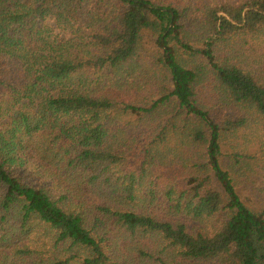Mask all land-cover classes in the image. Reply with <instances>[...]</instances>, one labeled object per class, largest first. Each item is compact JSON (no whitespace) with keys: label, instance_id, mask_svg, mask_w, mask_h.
I'll use <instances>...</instances> for the list:
<instances>
[{"label":"trees","instance_id":"obj_1","mask_svg":"<svg viewBox=\"0 0 264 264\" xmlns=\"http://www.w3.org/2000/svg\"><path fill=\"white\" fill-rule=\"evenodd\" d=\"M264 0H0V264H264Z\"/></svg>","mask_w":264,"mask_h":264},{"label":"rangeland","instance_id":"obj_2","mask_svg":"<svg viewBox=\"0 0 264 264\" xmlns=\"http://www.w3.org/2000/svg\"><path fill=\"white\" fill-rule=\"evenodd\" d=\"M264 181V179H258V181H257V183H255V184H257L258 186H259V188H257V190H256V192H257V194L261 197L262 196V194H263V192H260V187L262 186L261 185V183Z\"/></svg>","mask_w":264,"mask_h":264}]
</instances>
